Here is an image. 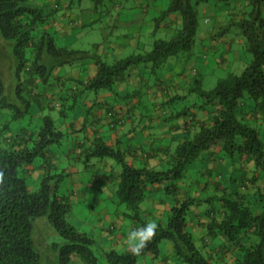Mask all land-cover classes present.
Segmentation results:
<instances>
[{
	"label": "trees",
	"instance_id": "16d2710c",
	"mask_svg": "<svg viewBox=\"0 0 264 264\" xmlns=\"http://www.w3.org/2000/svg\"><path fill=\"white\" fill-rule=\"evenodd\" d=\"M102 1L93 0L96 6ZM200 1L169 0L168 8L159 20L177 14L180 23L174 35L169 40L156 39L148 51L112 62L99 57L96 46L91 51L57 46L53 32H49L46 25L58 11V0L53 3L49 0H0V35L14 43L17 77L26 69L28 82L33 84L40 79L49 84L58 67L75 64L85 67L92 62L96 73L85 88L115 92V83L133 67L151 64L155 72L172 57H189L196 44ZM247 1L250 9L233 12L228 25L222 27L217 36L225 35L233 28L242 39V50L249 61L240 74L228 73L212 90L205 91L201 80L195 79L190 90L201 102L197 109H208L211 117L207 122L193 124L194 116L188 114V110L195 104L167 117L171 120L186 116L190 119L188 126L196 128L168 153L167 168L134 167L126 161V152L119 146L108 145L101 138H96L82 152L83 163L88 168L94 161L106 158L118 163L120 181L114 202L130 211L127 215L138 223V228L147 222L141 217L140 209L148 197V185L165 184L164 195L175 199L166 219L157 223L155 237L139 255H131L128 251H105L107 264H138L142 257L156 260L160 257L162 242H170L175 256L187 264H264V125L260 122L264 116V0ZM28 62L30 66L27 67ZM59 99L60 103L56 102L53 107L63 110L67 98ZM249 101L254 111L262 116L254 113L247 117L248 113L242 112ZM23 102L26 110L16 109V115L14 113L12 117L19 121V129L16 128L13 134L4 112L16 106L8 103L0 77V173L3 174L0 180V264H43L42 253L33 240L34 221L41 217H47L64 240L61 246L52 245L58 255V264H71L73 256L85 264H98L93 251L95 240L68 222L70 202L60 192L67 174L53 170L47 160L50 147L59 146L65 134L57 129L50 115L43 116L37 132L22 126L20 119L29 110V102L26 99ZM216 147H219V159L226 160L230 167L242 164L240 177L236 179L231 175L226 183L213 182L214 196L180 198L179 184L187 177V168L204 152ZM38 159L43 175L37 189L33 190L27 184L26 176L28 167ZM250 162L253 167L248 172L245 165ZM204 204L213 215L205 237L214 240L222 237L226 241L218 245L222 246L217 258L215 249L198 245L187 225L191 209Z\"/></svg>",
	"mask_w": 264,
	"mask_h": 264
},
{
	"label": "crops",
	"instance_id": "0c3cea01",
	"mask_svg": "<svg viewBox=\"0 0 264 264\" xmlns=\"http://www.w3.org/2000/svg\"><path fill=\"white\" fill-rule=\"evenodd\" d=\"M49 1L50 3L54 2V0ZM210 1H216L213 4V6H216L219 0H201L198 4V7L205 14L213 9ZM58 2V11L49 20L46 28H51L53 30L51 31L56 34L60 41L67 38L72 33V29L79 26L81 21L75 20L70 11L74 3L73 0L64 3L62 0H58ZM94 4L91 1L89 5L90 14L94 12ZM61 8L63 9L62 13L59 12ZM133 8L137 11L119 24L125 29L136 32L131 36L123 33V42H120V44L115 42H105L103 45L100 43L94 44L93 47L96 46V54L99 57L110 56V52L113 54L118 45L125 46L136 43L139 32L146 24H151L154 19L148 17V9L152 13L154 12V16H158L163 12L161 6L155 0H136ZM223 9L224 7L218 5L215 7V10L221 11L222 15H225L226 11ZM222 15L218 14L214 17L212 26H204L202 31L197 33L196 41L197 38L200 41L209 39L211 47L224 45L227 52L236 48L235 55L240 57V49H242L240 36L234 34V37L229 40H227L228 33L217 36L220 29L226 24ZM179 23L178 15L171 14L159 22L158 28L165 29V32L170 31V29L175 30ZM205 23L208 24L209 20L206 19ZM113 55L115 56V54ZM114 60H117V58H114ZM168 60L164 65H167ZM221 62L223 61L221 60ZM191 72L192 76L185 75L183 72L174 73L171 68L169 72L158 74L157 71L153 72L151 64H144L129 69L115 83V92L107 90L92 91L85 88L90 77L96 73V66L92 62H88L85 67L80 64L65 65L58 67L53 72V81L45 85V91L42 95H38L43 114H47L49 111H58L57 120H55L58 122V124L55 122L56 127L65 134L59 146H55V149L50 147L47 160L53 170H60L67 174V178L74 186L75 191L70 189L69 193L60 190L61 194L67 196L70 202L68 219L72 215V199L79 200V192L84 200L87 196H91L92 205L99 207L95 228L99 231L101 243L108 242L111 250L127 251L124 240L130 230L138 228V223L127 215L130 214V211L125 206L114 202L120 181L118 163L112 158H106L101 161H94L93 166L88 168L83 163L82 152L91 146L96 138H101L108 145L119 146L122 151L126 152V161L134 167H146L154 170L167 168L168 153L196 129L188 126L190 119L185 118L186 116L167 120L168 116L180 110L179 106L176 105V100L185 98L187 90L194 84L199 75L195 69ZM68 81L72 82L71 88L64 85L65 83L68 84ZM53 96L67 98L63 110L54 109L53 106L57 103L50 102V98ZM200 103V100L194 101L195 107L188 110V114L194 116L193 124L207 122L211 117L208 109H197ZM249 103V109L244 110L245 113H248L247 117L254 113L258 114L259 117L262 116L259 112L256 113ZM164 108H167V110ZM263 118L264 116L261 117V120ZM218 151L219 147L211 148L204 152L193 164L199 167L198 173L200 176H187L179 184L181 187L180 198L186 196L205 198L208 189H210V184L223 180L227 182L232 177L231 167L223 160L219 159L221 164L216 160ZM36 161L37 163H35ZM36 161L28 167L27 176L34 177V181H40L43 175V167L41 166V160ZM221 165L224 168V175L226 174L228 178L219 172ZM248 165L252 169V162L246 164L245 167ZM214 172H219L215 177L216 181L212 177ZM237 177L239 178L240 174L235 176V178ZM164 186L165 184L148 185V197L140 209L143 219L147 221L154 220L156 223L166 219L175 199L164 195ZM109 204L111 205L109 206ZM91 211L94 213L93 207H91ZM212 217L213 215L208 212L207 205L193 207L191 214L188 216L187 225L199 246H204L209 250L215 249L214 253L218 254L220 252L219 248L222 246L218 245L220 243L225 244L226 241L222 237H217L214 244V239L205 237L207 225L212 221ZM95 233L96 231L93 230L92 235L89 234L94 240ZM181 263L182 261L175 256L173 245L170 242H162L158 259L150 260L147 257H142L138 260V264ZM71 264L85 263L79 257L73 256Z\"/></svg>",
	"mask_w": 264,
	"mask_h": 264
},
{
	"label": "rangeland",
	"instance_id": "374dc122",
	"mask_svg": "<svg viewBox=\"0 0 264 264\" xmlns=\"http://www.w3.org/2000/svg\"><path fill=\"white\" fill-rule=\"evenodd\" d=\"M65 1L67 2L68 0H62L63 3ZM91 1L93 2V0H73L74 3L70 11L74 16L73 18L77 21L80 20L81 23H79V26L74 27V29H72V33L69 34L67 38L62 39L60 41L58 40L56 34L53 33L57 46L67 45V47L73 50L91 51L93 50L94 44L100 43L103 45V43L105 42H115L117 44H120V42H123V33H127L129 34V36H131V34H134V32H136L130 29H125L119 24L120 22L125 21L126 18L131 17V14L137 11V9L133 8L136 0H103L102 3L97 6L93 2L95 7L93 10L94 12L92 14L94 15L90 14L88 10L90 8L89 5L91 4ZM155 2H157V4L161 6L163 11L168 8L169 0H155ZM214 3H216V1H210V4H212V6ZM118 5L120 6L119 8ZM217 5L222 8L224 7L223 10H228H225V15H222L221 11L215 10V7ZM216 6H213L212 11L206 14L201 10V8H197V33H200L204 26H212L214 22V17L218 14L222 15V18H224L226 24L223 27H226L233 12L240 13L242 11H248L250 9V5L247 0H219L217 1ZM62 11L63 9L61 8L59 12L62 13ZM153 13L151 12V10L148 9V17L154 19L151 24H146L143 29L139 32V37L136 42L137 44L133 43V45L128 44L125 46L118 45L117 50L113 52L115 56L112 54V52H110V56H103V60L107 62H112L114 58L121 59L128 57L132 54L148 51L152 48V44L156 39L169 40L174 35L175 30L177 28H175V30L170 29V31L166 32L165 29L158 28V24L161 21L159 20L161 14L158 16H154ZM206 19L209 20L208 24L205 23ZM48 30L49 32L53 31L51 28H49ZM229 30L230 31L228 32L227 40L233 38V35L236 34V31L233 28H229ZM13 46L14 43L12 41L4 40L0 35V77L3 80L5 88V97L8 103L16 106V108L13 110H5L4 114L6 120L10 121L8 123V126L11 129L10 132H13L14 134L16 128L19 129V121H14L12 117L14 113L16 115V109L19 111L26 110V104L23 102V99H26L29 102V110H27V113L24 115V117L20 119V122L22 126L26 127V129L37 132L39 126L42 123L43 116L50 115L54 120H57L56 118L58 115V111L54 110L53 112L49 111L47 114H43L44 112L41 109V102L38 98V95H42V93H44L45 91L46 84L44 82H41L40 79L35 80L33 84L28 82L27 79L29 78V73L26 71V69L20 71L19 76L17 77V63L13 55ZM224 48V45L211 47L209 39L200 41L199 38H197L196 45L189 57H172L168 60L167 65H163L162 67L156 69V71L158 72V74H164L166 73V71L169 72V69L172 68L174 73L183 72L185 75L192 76L191 71L195 69L199 73L197 78L201 80L202 88L205 91L212 90L217 85L218 81L226 77L228 73L232 72L240 74L247 65V62L249 61V58L245 56L242 49H240V57H237L235 55L236 48L233 47L234 49H232L230 52H227ZM221 60L223 62H221ZM26 66H30V62H28ZM64 85L68 88H71L72 82L68 81V84L65 83ZM190 89L191 87L189 88V90H187L185 98L176 100V105L179 106L180 110L191 108L194 101L199 100L197 95L194 92H191ZM60 101L61 100L59 99V97L56 96L50 98V102L53 103H60ZM164 109L167 110V108ZM244 109L248 110L249 108L248 106H243L242 112L244 111ZM260 122H262L264 125V118L260 120ZM56 123L58 124V122ZM2 137L3 136H1V138ZM262 138L264 137L262 136ZM52 148L55 149V146H52ZM216 160L220 162L219 154L217 155ZM225 162L228 164L226 160ZM35 163H37V161ZM193 164H191L187 168L185 174L189 177H199V167ZM219 164H221V162ZM250 168L251 167L249 165L245 167L246 171L248 172L251 171ZM241 169V163H237L234 166H231L230 170L233 173L232 176L235 177L238 174L241 175ZM56 172L61 171L59 170ZM219 172L223 173L224 177H227L226 174L224 175L223 165H221ZM219 172H214L212 174V177L215 181V177ZM34 180V177L26 176V182L29 185L30 189L33 190L37 189L39 183V180ZM203 182L205 183L204 179ZM220 182L226 183V181L224 180ZM262 185H264V183H262ZM209 188L210 189H208L209 191L206 193V197H208V195L210 197L215 195L213 183L210 184ZM70 189L75 191L70 179L66 177L61 183L60 190L69 193ZM78 196L79 200L72 199V215H70L68 222L79 231L85 232L88 235H92L93 230L96 231L94 235L95 242L93 245V251L98 257V264H107L104 252L111 250L110 245L108 242L101 243V236L99 235V231L95 228L97 224L96 216L98 215L97 213H99V207H94V204L92 205L93 201L91 200V196H87L86 200L82 198L80 192L78 193ZM90 205H92L91 207H93L94 213L91 211ZM110 205L111 204H109V206ZM33 240L37 250L41 251L42 253L43 264H58V255L57 252L53 250L52 245L58 244L59 246H61L63 245L64 240L54 229V227L50 224L47 217L37 218L34 221ZM215 243L216 241L214 242V244ZM115 251L123 252L120 250ZM218 254H214L215 258L219 256ZM181 264L187 263L182 262Z\"/></svg>",
	"mask_w": 264,
	"mask_h": 264
},
{
	"label": "clouds",
	"instance_id": "9594fccd",
	"mask_svg": "<svg viewBox=\"0 0 264 264\" xmlns=\"http://www.w3.org/2000/svg\"><path fill=\"white\" fill-rule=\"evenodd\" d=\"M2 179L3 174L0 173V180ZM157 227V223L154 220H150L147 221L144 226L130 230L124 240L126 250L131 255H139L155 237Z\"/></svg>",
	"mask_w": 264,
	"mask_h": 264
}]
</instances>
